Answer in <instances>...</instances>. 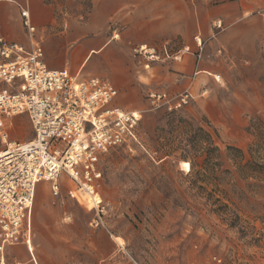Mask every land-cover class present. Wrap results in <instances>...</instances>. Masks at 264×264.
Returning <instances> with one entry per match:
<instances>
[{
    "label": "rangeland",
    "instance_id": "1",
    "mask_svg": "<svg viewBox=\"0 0 264 264\" xmlns=\"http://www.w3.org/2000/svg\"><path fill=\"white\" fill-rule=\"evenodd\" d=\"M127 1V13L135 11L134 18L144 20L143 8ZM104 2L44 0L55 10V34L99 19ZM153 4L157 10L161 0ZM126 25L110 19L109 36L122 39ZM171 42L173 50L181 45ZM154 72L132 76L127 85L137 88L140 140L157 154L154 160L138 146L133 151L116 148L102 157L103 178L96 191L107 207L99 227L91 225L96 212L70 193L77 185L67 175L59 181L57 196L49 181L40 183L33 212L35 255L14 247L5 264H120L105 261L115 240L124 245L126 256L142 264H264V76H199L192 86L194 99L171 113L153 109L146 95L150 90L180 94L191 85L189 76L179 82L158 65ZM205 89L209 93L203 96ZM198 128L219 148V166L213 145L196 147ZM12 129L15 139L32 138L27 115L14 118ZM99 234L125 238H95Z\"/></svg>",
    "mask_w": 264,
    "mask_h": 264
},
{
    "label": "crops",
    "instance_id": "2",
    "mask_svg": "<svg viewBox=\"0 0 264 264\" xmlns=\"http://www.w3.org/2000/svg\"><path fill=\"white\" fill-rule=\"evenodd\" d=\"M130 2L135 3V7L143 8L144 20L134 18L135 11L133 14L129 11L127 13L124 9L128 4L127 0H105L99 19L76 27L69 26V30L55 34V10L44 3V0H0V39L4 38L29 49L31 39L22 16L23 11H28L31 23L36 29L35 40L44 50L43 60L49 69L67 70L78 81L91 78L110 81L118 91L112 106L133 113H140L138 103L134 101L137 88H128L127 85L131 83L132 76H156L154 67L157 65L162 67L165 76H178L179 82L189 76L191 85L182 92L189 89L193 97L192 86L199 76H264V0H213V4L206 0H161L157 10L153 0ZM113 18L119 19L123 24H130L126 25L128 28L122 39L120 36L119 40L114 39L116 35L109 36L106 25ZM217 21L222 22V29L214 26ZM196 37L202 39V49L196 43ZM175 40H179L181 45L173 50L175 46L171 47V41ZM144 46L156 49L161 59L149 60L136 54V49ZM186 48L190 52H185ZM17 83H0V89L12 90ZM208 93L209 90L205 89L202 95ZM16 117L9 120V133L12 138V120ZM31 136L28 140L24 137L13 139L28 142L34 138V132ZM69 180L73 182L70 178ZM38 189L39 187L36 197ZM76 191L77 189L70 191L75 198ZM52 193L59 195L53 191ZM103 206L104 214L101 218L104 222L107 204ZM92 210L96 212L91 223L94 225L93 222L99 218L100 212L94 207ZM117 237L125 238L116 234H99L95 238ZM31 241L34 243V238ZM115 243L113 254L105 261L115 259L116 263L122 264V260L127 258L128 264H142L131 255L126 256L124 245L120 246L116 240ZM21 246L27 250L30 245L20 243L8 246L4 255L14 247L19 253H23ZM36 255L40 259L37 253ZM29 260L33 263L30 254Z\"/></svg>",
    "mask_w": 264,
    "mask_h": 264
},
{
    "label": "built area",
    "instance_id": "3",
    "mask_svg": "<svg viewBox=\"0 0 264 264\" xmlns=\"http://www.w3.org/2000/svg\"><path fill=\"white\" fill-rule=\"evenodd\" d=\"M22 16L30 48L0 39V83L18 82L12 90L0 89L1 264H5L6 247L30 245L31 216L40 181H49L54 194H59V180L67 175L78 188L85 184L96 191L103 178L101 159L111 150L133 151L138 146L153 160L157 156L140 140L141 116L112 106L118 91L111 82L104 78L78 81L67 70L49 69L43 60L44 50L35 40L29 12L23 11ZM214 26L222 29L223 24L217 21ZM195 41L202 49V39L196 37ZM136 54L161 59L156 49L145 46L136 49ZM147 99L153 109L173 113L188 106L194 97L189 89L180 94L150 90ZM21 115L29 117L34 132L28 142L13 139L7 126L10 119ZM94 208L100 216L93 224L99 226L103 224V201Z\"/></svg>",
    "mask_w": 264,
    "mask_h": 264
},
{
    "label": "bare ground",
    "instance_id": "4",
    "mask_svg": "<svg viewBox=\"0 0 264 264\" xmlns=\"http://www.w3.org/2000/svg\"><path fill=\"white\" fill-rule=\"evenodd\" d=\"M118 37L119 36H116V38H118ZM135 113L137 116H141L140 118L143 117L142 115H140V113H138V112H135ZM183 167L186 170H190L191 164L188 162H183ZM42 182H45V181H40L39 184ZM76 197L81 204L86 205L89 208H93V207L97 206L102 200V198L97 194V192L91 186H87L85 184H83L81 188L77 189ZM28 250H29V252L34 254L35 248L32 244V241L30 242V246H29Z\"/></svg>",
    "mask_w": 264,
    "mask_h": 264
},
{
    "label": "trees",
    "instance_id": "5",
    "mask_svg": "<svg viewBox=\"0 0 264 264\" xmlns=\"http://www.w3.org/2000/svg\"><path fill=\"white\" fill-rule=\"evenodd\" d=\"M198 134L195 136L196 140V147H198L199 151L200 149L205 150L206 148L208 149L210 145H213V159H215V162L218 163L217 165H220V159H221V154L220 150L218 147H214V140L212 141L211 135L207 133L203 128H198ZM204 135V136H202ZM203 146H205L203 148ZM208 146V147H207ZM229 150H234L233 148H229ZM198 151V152H199Z\"/></svg>",
    "mask_w": 264,
    "mask_h": 264
}]
</instances>
